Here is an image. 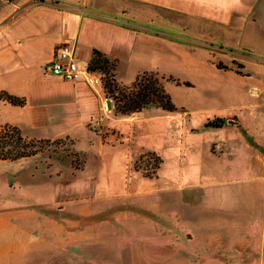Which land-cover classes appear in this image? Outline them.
<instances>
[{
	"label": "crops",
	"instance_id": "1",
	"mask_svg": "<svg viewBox=\"0 0 264 264\" xmlns=\"http://www.w3.org/2000/svg\"><path fill=\"white\" fill-rule=\"evenodd\" d=\"M174 22L180 29L171 32L182 43L217 55L222 46L193 36L216 38L226 29L242 35L249 23L264 26V0H0V90L25 97L23 105L0 98V112L36 108L55 125L73 116L94 132L88 148L97 150L93 170L80 149L83 166H71L65 178L61 168L51 172L53 163L48 175L39 173L37 152L0 159V264H264V142L254 135L264 115L263 75L247 88L251 99L242 113L150 104L130 113L109 109L107 127L122 133L111 143L87 125L99 120L106 101L110 106L99 87L46 68L68 42L80 66L99 50L115 61L116 81L129 84L158 67L159 30ZM255 61L262 69L261 59ZM204 90L205 97L222 94L213 82ZM255 106L252 114L246 109ZM216 118L220 125L209 123ZM141 123L147 137L165 133L167 155L176 153L183 168L177 189H164L165 207L155 204L156 191L133 168L137 153L159 148L125 142L128 129Z\"/></svg>",
	"mask_w": 264,
	"mask_h": 264
},
{
	"label": "rangeland",
	"instance_id": "2",
	"mask_svg": "<svg viewBox=\"0 0 264 264\" xmlns=\"http://www.w3.org/2000/svg\"><path fill=\"white\" fill-rule=\"evenodd\" d=\"M176 25L174 22L173 27L163 25L162 29H158L162 31V33H158L161 36L159 37L161 40L159 39L158 44H156V47L159 48L157 56L158 62H156L158 67L154 71L142 72L138 79L139 84L147 83L152 76L157 74L156 76L163 83L164 88L175 103L177 110L193 109L198 112L207 108L216 109L220 113L225 111L244 112V103L249 102L251 99L247 88L250 89L252 83H257V80L262 75L264 76V64L261 67L262 69H258L255 61L261 59L260 62L264 63V26L257 23H249L242 35L236 31L226 29L221 36L216 38L193 36L198 41H207L205 42L206 45L207 43L214 42L217 46H222L217 55H212L210 52L205 53L202 49H193L194 47L192 46H194V43L192 42L182 43L179 34L171 32V30H178L179 27ZM193 31L184 30V34L192 33ZM189 48L190 50L188 51ZM187 57L194 59V62L188 64V61L186 62ZM233 57H240L242 59L238 58L233 62ZM243 61L247 63V66H243ZM110 62H112V59H109L108 66L111 64ZM80 63L83 65L84 60ZM98 72L101 73L103 82V77L113 71L110 70L109 73ZM206 82L219 84L222 93L221 96L215 98L209 95L205 97L204 88ZM113 84L115 86H113L112 92L105 90L103 87L99 88L101 101L108 98L110 100V106H108L106 101V105L103 108L104 112L97 117L99 120H91L87 124L101 136L98 137L99 140L101 139L111 143L121 140L122 133L116 126L112 127V125H109L107 127V119H110V116L106 115V113L109 114V109H112L111 113L121 114L115 110L116 103L119 101L116 96L121 95V88L124 85H132V82L129 84H121L114 77ZM235 91L239 95L241 94V96H234L233 93ZM122 92L128 93L129 89ZM35 109L24 108L21 113L18 111L0 112V119L19 124L21 126L19 128L26 138L35 142L38 159L42 161L38 172L40 173L44 170L45 174L48 175V165L53 163L51 172H54L53 170L58 171L61 168L62 177L65 178L66 173L68 174L70 172L71 166L72 168H81L83 166L85 154L80 149L87 150V166L90 170H93L97 161V150L92 147L88 148V145L90 143L89 141H94V132L86 127L83 122L75 123L73 121L74 117L69 115L62 117L61 119L63 120L55 125V123L53 124L48 121V117L44 113L37 112ZM246 109L252 114L257 107ZM30 111L32 112L30 113ZM73 112L68 111L70 114ZM55 118L57 119V117ZM165 121L166 118L160 123L164 125ZM251 121L252 125L257 123L253 118ZM258 123V132L255 130L254 135L255 137L258 135L264 142V115L259 118ZM147 132L148 129L145 124H137L134 128L131 127L128 129V132L125 134V142L153 144L155 148H159L156 149L159 150V153L151 149H144L137 153L133 161V168L144 177L142 180H145L146 188L156 191L154 193L157 194L154 195L157 196L158 203L155 204L165 207V195L167 192L164 189L172 187L177 189V184L183 182L178 177V174L182 173L183 168L181 167V162L177 159L178 155L176 153L172 152V156L167 155L166 145L164 146L165 133L162 134L159 132V136L147 137ZM40 134L59 136L54 138L32 137ZM30 163L31 166L34 164L33 162ZM44 163L47 165L44 166ZM160 163L162 164L161 167ZM177 163H179L178 166ZM155 175L157 177H154ZM260 210L261 213L263 212L262 219L264 221L262 206ZM65 248L67 247H63V249ZM126 248L130 251L129 247ZM125 253L128 254L127 251ZM79 264L83 263L80 262Z\"/></svg>",
	"mask_w": 264,
	"mask_h": 264
},
{
	"label": "trees",
	"instance_id": "3",
	"mask_svg": "<svg viewBox=\"0 0 264 264\" xmlns=\"http://www.w3.org/2000/svg\"><path fill=\"white\" fill-rule=\"evenodd\" d=\"M109 64V59L99 50H94L92 57L88 61V68L98 70L103 73L113 71L115 61L112 60ZM142 73V72H141ZM141 73H138L133 80L132 85H124L121 89V95L116 96L119 100L116 103L115 110L119 113H130L141 110L142 108L153 104L164 110L172 111L176 109L175 103L172 101L169 93L164 88L161 80L156 76H152L147 83H140L139 78ZM144 73V72H143ZM114 81V73L111 72L103 77V88L112 92ZM129 89L128 93H123ZM0 98L14 105H23L25 97L16 94H11L5 90H0ZM125 99V100H123ZM124 101V102H123ZM213 125H220V118L209 121ZM36 152V145L33 140L26 138L21 129L15 124L3 123L0 125V159L15 160L18 157L28 156Z\"/></svg>",
	"mask_w": 264,
	"mask_h": 264
},
{
	"label": "built area",
	"instance_id": "4",
	"mask_svg": "<svg viewBox=\"0 0 264 264\" xmlns=\"http://www.w3.org/2000/svg\"><path fill=\"white\" fill-rule=\"evenodd\" d=\"M46 68L51 74L58 77L68 80L82 77L94 88L103 87L101 73L89 69L88 66H80L75 60L73 43L64 42L60 44L56 49L54 58L47 64Z\"/></svg>",
	"mask_w": 264,
	"mask_h": 264
},
{
	"label": "water",
	"instance_id": "5",
	"mask_svg": "<svg viewBox=\"0 0 264 264\" xmlns=\"http://www.w3.org/2000/svg\"><path fill=\"white\" fill-rule=\"evenodd\" d=\"M109 104H110V102H109Z\"/></svg>",
	"mask_w": 264,
	"mask_h": 264
}]
</instances>
